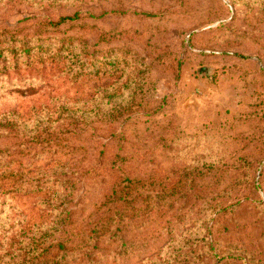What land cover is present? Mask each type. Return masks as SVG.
Wrapping results in <instances>:
<instances>
[{
    "label": "rangeland",
    "instance_id": "1",
    "mask_svg": "<svg viewBox=\"0 0 264 264\" xmlns=\"http://www.w3.org/2000/svg\"><path fill=\"white\" fill-rule=\"evenodd\" d=\"M0 52V264H264V0H0Z\"/></svg>",
    "mask_w": 264,
    "mask_h": 264
},
{
    "label": "trees",
    "instance_id": "2",
    "mask_svg": "<svg viewBox=\"0 0 264 264\" xmlns=\"http://www.w3.org/2000/svg\"><path fill=\"white\" fill-rule=\"evenodd\" d=\"M78 19V17H77V15L76 16H74V17H65V18H62L56 25H60V24H63V23H66V22H69V21H75V20H77ZM27 52H29V49H22L21 50V54L20 55H22V54H24V53H27ZM20 55H18V56H20ZM4 56V54L2 53V52H0V58H2ZM15 56H17V55H15ZM26 56V55H25ZM18 58V57H17ZM5 61V60H4ZM56 261H53V263L52 264H54Z\"/></svg>",
    "mask_w": 264,
    "mask_h": 264
},
{
    "label": "water",
    "instance_id": "3",
    "mask_svg": "<svg viewBox=\"0 0 264 264\" xmlns=\"http://www.w3.org/2000/svg\"><path fill=\"white\" fill-rule=\"evenodd\" d=\"M207 70H208V69H201V70L199 71V74H201V75L206 74Z\"/></svg>",
    "mask_w": 264,
    "mask_h": 264
}]
</instances>
